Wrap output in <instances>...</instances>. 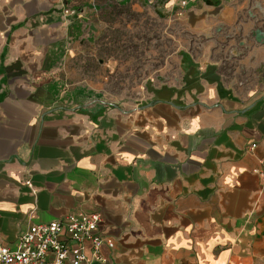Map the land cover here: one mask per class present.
Here are the masks:
<instances>
[{
	"label": "crops",
	"instance_id": "obj_1",
	"mask_svg": "<svg viewBox=\"0 0 264 264\" xmlns=\"http://www.w3.org/2000/svg\"><path fill=\"white\" fill-rule=\"evenodd\" d=\"M102 3L0 0V241L97 212L108 264H264V0L188 6L179 78L115 103L60 72Z\"/></svg>",
	"mask_w": 264,
	"mask_h": 264
},
{
	"label": "rangeland",
	"instance_id": "obj_2",
	"mask_svg": "<svg viewBox=\"0 0 264 264\" xmlns=\"http://www.w3.org/2000/svg\"><path fill=\"white\" fill-rule=\"evenodd\" d=\"M159 1L102 0L60 72L113 103L142 100L148 81L179 78L181 53L203 39Z\"/></svg>",
	"mask_w": 264,
	"mask_h": 264
},
{
	"label": "built area",
	"instance_id": "obj_3",
	"mask_svg": "<svg viewBox=\"0 0 264 264\" xmlns=\"http://www.w3.org/2000/svg\"><path fill=\"white\" fill-rule=\"evenodd\" d=\"M196 1L173 0L171 11L175 16H182ZM252 172L264 184V161ZM25 184L31 186L28 180ZM101 219L97 212L69 213L47 223L33 224L21 234L16 247H8L0 241V264H108L100 250L103 245L111 248L113 243L98 233Z\"/></svg>",
	"mask_w": 264,
	"mask_h": 264
},
{
	"label": "water",
	"instance_id": "obj_4",
	"mask_svg": "<svg viewBox=\"0 0 264 264\" xmlns=\"http://www.w3.org/2000/svg\"><path fill=\"white\" fill-rule=\"evenodd\" d=\"M261 38H262V35H261L260 31L257 30V31H256V40H257V41H260Z\"/></svg>",
	"mask_w": 264,
	"mask_h": 264
}]
</instances>
